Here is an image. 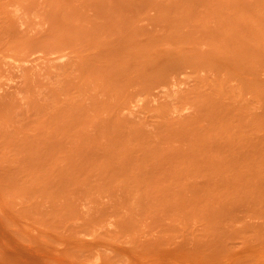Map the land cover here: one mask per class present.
<instances>
[{"label": "rangeland", "instance_id": "obj_1", "mask_svg": "<svg viewBox=\"0 0 264 264\" xmlns=\"http://www.w3.org/2000/svg\"><path fill=\"white\" fill-rule=\"evenodd\" d=\"M0 147V264H264V0H0Z\"/></svg>", "mask_w": 264, "mask_h": 264}, {"label": "bare ground", "instance_id": "obj_2", "mask_svg": "<svg viewBox=\"0 0 264 264\" xmlns=\"http://www.w3.org/2000/svg\"><path fill=\"white\" fill-rule=\"evenodd\" d=\"M65 17H66V16H65ZM60 29H61V28H60ZM63 29H64V27H63ZM55 30H56V29H55ZM64 30H67V29H64ZM68 31H69L68 33L73 34V33H72V30H71V32H70V30H68ZM49 32H50V31H49ZM51 32H52V31H51ZM57 32H59V31H57ZM4 33H5V32H4ZM53 33H54V32H53ZM85 33H86V32H84V33H82V34H85ZM90 33L92 34L93 32L91 31ZM47 34H48V35H52V34H50V33H47ZM59 34H60V33H59ZM63 34H65V32H64ZM87 34H89V31H88ZM87 34H86V35H87ZM93 34H94V33H93ZM96 34H97V33H96ZM55 35H56V34H55ZM57 35H58V34H57ZM74 35H75V33L72 35V37H73ZM97 35H98V34H97ZM128 35H129V34H128ZM128 35H126V36H128ZM11 36H13V35H11ZM52 36H53V35H52ZM62 36H64V35H62ZM67 36H68V35H65L64 37L67 38ZM69 36H71V35H69ZM69 36H68V37H69ZM77 36L82 37V36H80V35H77ZM77 36H76V37H77ZM89 36H91V35H89ZM93 36H95V35H93ZM13 37H14V36H13ZM64 37H61V38L64 39ZM76 37H74V38H76ZM86 37H87V36H86ZM116 37L118 38V37H120V36H116ZM123 37H124V36H123ZM14 38H15V37H14ZM50 38H52V37H50ZM58 38H59V37L57 36V39H58ZM83 38H84V35H83ZM90 38L95 39L94 37H90ZM90 38L87 37V38H85V39H88V40L91 41ZM128 38H129V37H127V39H128ZM57 39L55 38V40H57ZM62 39H61V40H62ZM76 39H78V38H76ZM97 39H98V41H97V40H95V41H96V42H99V37H98V36H97ZM114 39H115V38H113L112 40H114ZM133 39H135V38L132 37V40H133ZM67 40H69V39H67ZM79 40H81V39H79ZM82 40H83V39H82ZM88 40H86V41H88ZM112 40H111V42H114V41H112ZM116 40H117V39H115V41H116ZM119 40H121V39H119ZM122 40H123V38H122ZM135 40H136V39H135ZM58 41H60V39H59ZM70 41H72V43H74L72 39H71ZM84 41H85V40H84ZM117 41H118V40H117ZM129 41H130V40H127V42H129ZM60 42H62V41H60ZM77 42H78V40H77ZM81 42H82V41H81ZM93 42H94V40H93ZM135 42H137V41H135ZM56 43H57V41H56ZM65 43H66V42L63 41V45H65ZM67 43H68V42H67ZM124 43H126V42H121V43L119 42V45H120V44H123V45L129 44V43L124 44ZM116 44H118V43L116 42ZM112 45H114V44H112ZM112 45H111V46H112ZM54 46H56V45H54ZM57 46H59V45H57ZM115 46H116V45H115ZM128 47H129V46H128ZM130 49H131V48H130ZM127 50H128V49H127ZM124 51H126V50H124ZM122 53H123V52H122ZM111 71H113V70H111ZM67 110H69V109H67ZM70 110H72V108H70ZM76 110H77V109H75V111H76ZM72 111L74 112V115H76V116L79 115V113H78L77 111L75 112L74 109H73ZM75 113H77V114H75ZM74 115L72 114L71 117L69 116V118H72V119H69L71 122H73L72 120L75 119V118L73 119V116H74ZM30 119H32V118H30ZM52 119H53V120H52ZM52 119H51V121H53V122L55 123L54 120L56 119V117H53ZM27 122H29L28 125H27V126H28L27 128L30 129V126L33 125L32 123H34V121H32L31 123H30V121H27ZM48 122H50V121H48ZM48 122H44V123H42V125L46 123V124L43 125V126H46V127H47V126H49L48 124H50L51 127H54V128H52L54 132H52V133H47V134L50 135V136H48L47 138H50V137L52 138V136H53L52 139L57 138V135H56V137H54L55 134H60V133L63 134L64 132H60V129H64V128H66L65 130L67 131V133L65 132L66 134H64V136L68 135V131H70L69 133H70L71 135H69V136H67V137H71V136L73 135V133H71V132H73V130H72L71 127H73V126H74V127L77 126V124L74 123V122H76V119H75V121H74L73 123H70V124L67 123L69 126H68V125L66 126V124H64V126H65L64 128L62 127L63 124H62V125H61V124H58V125H60V127H62V128L57 127V128H59L58 133H57V130H56L57 128H55V127H56V126H55L56 124H53V122H50V123H48ZM37 123H41V122H37ZM37 123H35V124H37ZM47 123H48V124H47ZM56 123H57V122H56ZM78 123H79V121H78ZM26 124H27V123H26ZM29 124H32V125H29ZM51 124H53L54 126H52ZM72 124H73V126H71ZM74 124H75V125H74ZM38 125H39V124H37V126H38ZM37 126H36V127H37ZM43 126H42V127H43ZM36 127H34V128L32 127V128L35 129ZM42 127H41L40 129H43ZM69 127H70V128H69ZM27 128H25V129H27ZM28 129H27L25 132H29ZM33 129H30V130H33ZM37 129H38V128H37ZM37 129H36V130H37ZM36 130H33V131H36ZM65 130H61V131H65ZM33 131L29 132V135H28V134H27V135H28V136H31L30 133L33 135V133H32ZM38 132H39V131H37V133H38ZM41 132H42V131H40V132L38 133V134H40V135H38V137H37V141L34 140V139H35V138H34L35 136H32V139H30V138H31V137H30L29 140H28V139H25L26 141H25V140H22V141H24L25 143H24V142H21V143H22V144L20 145V146H22L21 148L28 147V146H29V143H26V142H28V141H30V142H35V141H36L37 144H39V146H38L37 144H35V145H37V147H35V145H33V143H30L31 146H33L34 148H31V147H30V148L32 149V151L30 150V148H27V149H28L30 152H34V151H35L34 149L37 148V150H38V147H39V149H40L41 151H37V152H39V153L43 152V149L47 148L50 144L48 145V143L45 142V141H48V139H45V141H44V140H42V141H41V140H40V141L38 140V139L42 136V135H41L42 133H44L43 136H44V135H45V137L47 136V135H46V130H45L44 132H42V133H41ZM34 133H35V132H34ZM35 134H36V133H35ZM61 134H60V135H61ZM5 135H6V134H5ZM12 135H13V134H12ZM12 135L7 134V136H9V137H7V136H6V137L9 139V138L13 137ZM60 135H58V136H60ZM43 136H42V138H40V139H44ZM61 136H62V135H61ZM61 136L58 137V138H61ZM3 137L5 138L4 135H3ZM33 138H34V139H33ZM3 140H4V139H3ZM20 141H21V140H20ZM16 142H17V141H16ZM16 142H15V144H14L15 148L18 146L17 144H19V141H18L17 143H16ZM36 142H35V143H36ZM38 142H39V143H38ZM41 142H42V144H41ZM44 142H45L46 144H45ZM48 142L51 143V141H48ZM23 143H24L25 145H23ZM26 144H27L28 146H26ZM43 144H45V146H46V145H48V146L43 147V146H44ZM53 144H54V143H53ZM55 144H56V143H55ZM58 144L61 145L59 142H58ZM40 145H43V146H42L43 149H41V146H40ZM51 145H52V144H51ZM3 146H4V144H3L1 147H3ZM6 146H7V145H5V147H4V151H5V150H8V149L6 148ZM11 146L13 147V145H10V148H12ZM1 147H0V150H1ZM8 147H9V146H8ZM49 147H50V149L47 148V150H44V153H43V154H42V153H41V154H38L37 152H35L34 154H38V155H40V156H45V153H46V154H48V155H46V156L48 157L49 155L51 156V154H50L51 152H53L52 154H54L57 150H61V149H62L61 146H58V145H57V147H58V148L60 147L61 149H60V148H59V149H56V148H55L56 146H54V147H53V146H49ZM5 148H6V149H5ZM18 148H19V146H18ZM18 148H16V149H17L16 151H19V150H20V149H18ZM51 148L54 149V150L50 152V150H52ZM2 150H3V148H2ZM7 152H8V151H7ZM58 152H59V151H58ZM58 152H56V153H55L54 155H52V156H55ZM118 163H121V164H118ZM122 163H123V162H121V161H120V162H117L118 165H123ZM30 164H31V162L28 163V165H30ZM33 164H34V162H33ZM36 164H37V163H36ZM130 165H131V164H129V166H130ZM30 166H35V165H30ZM36 166H37V165H36Z\"/></svg>", "mask_w": 264, "mask_h": 264}]
</instances>
